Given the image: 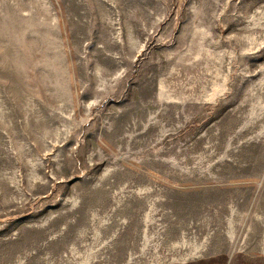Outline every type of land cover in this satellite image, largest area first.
Listing matches in <instances>:
<instances>
[{
  "label": "rangeland",
  "instance_id": "obj_1",
  "mask_svg": "<svg viewBox=\"0 0 264 264\" xmlns=\"http://www.w3.org/2000/svg\"><path fill=\"white\" fill-rule=\"evenodd\" d=\"M0 264H264V0H0Z\"/></svg>",
  "mask_w": 264,
  "mask_h": 264
}]
</instances>
